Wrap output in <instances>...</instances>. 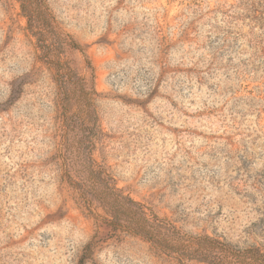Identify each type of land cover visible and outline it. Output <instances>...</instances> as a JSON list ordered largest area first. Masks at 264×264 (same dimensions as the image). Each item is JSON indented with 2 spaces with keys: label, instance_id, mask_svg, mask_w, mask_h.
I'll return each instance as SVG.
<instances>
[{
  "label": "rangeland",
  "instance_id": "obj_1",
  "mask_svg": "<svg viewBox=\"0 0 264 264\" xmlns=\"http://www.w3.org/2000/svg\"><path fill=\"white\" fill-rule=\"evenodd\" d=\"M46 1L95 74V161L182 230L264 253V0ZM36 43L0 0V264H179L77 202Z\"/></svg>",
  "mask_w": 264,
  "mask_h": 264
},
{
  "label": "trees",
  "instance_id": "obj_2",
  "mask_svg": "<svg viewBox=\"0 0 264 264\" xmlns=\"http://www.w3.org/2000/svg\"><path fill=\"white\" fill-rule=\"evenodd\" d=\"M18 1L27 28L36 38L41 60L54 71L63 138V150L58 155L67 168L78 164V180L65 170L77 202L95 220L143 239L157 254L179 264H264V253L258 247L238 248L207 233L186 232L117 186L114 177L91 154L100 127L95 74L89 79L77 73L64 56L69 48L82 50L81 45L60 29L46 0ZM87 63L92 67L90 60ZM93 199L103 213L94 209ZM84 263L85 258L80 264Z\"/></svg>",
  "mask_w": 264,
  "mask_h": 264
}]
</instances>
